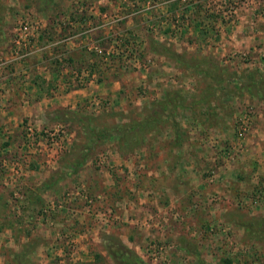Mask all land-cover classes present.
I'll list each match as a JSON object with an SVG mask.
<instances>
[{
    "label": "rangeland",
    "instance_id": "obj_1",
    "mask_svg": "<svg viewBox=\"0 0 264 264\" xmlns=\"http://www.w3.org/2000/svg\"><path fill=\"white\" fill-rule=\"evenodd\" d=\"M127 261L264 264V0H0V264Z\"/></svg>",
    "mask_w": 264,
    "mask_h": 264
},
{
    "label": "trees",
    "instance_id": "obj_2",
    "mask_svg": "<svg viewBox=\"0 0 264 264\" xmlns=\"http://www.w3.org/2000/svg\"><path fill=\"white\" fill-rule=\"evenodd\" d=\"M154 120H155L154 117L150 116V120L143 121V122H141V123H139V124H141V125L144 126V127H148L150 124H153ZM122 126H123V125H122ZM134 126H135V125L125 126V127L123 126V127H121L120 129L117 128L116 133H117L119 136H123V135H122V131H123V130H128V128H134ZM140 263H141V262H140ZM126 264H133V263H132V262L128 263V261H127Z\"/></svg>",
    "mask_w": 264,
    "mask_h": 264
}]
</instances>
